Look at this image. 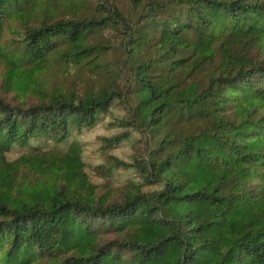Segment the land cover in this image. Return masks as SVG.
<instances>
[{
	"label": "trees",
	"instance_id": "1",
	"mask_svg": "<svg viewBox=\"0 0 264 264\" xmlns=\"http://www.w3.org/2000/svg\"><path fill=\"white\" fill-rule=\"evenodd\" d=\"M104 27L123 34L111 86L45 91L52 56L107 53L91 41ZM0 64V264H264V0H0ZM116 99L142 141L133 163L110 159L142 179L118 198L77 143L7 159L94 127Z\"/></svg>",
	"mask_w": 264,
	"mask_h": 264
},
{
	"label": "rangeland",
	"instance_id": "2",
	"mask_svg": "<svg viewBox=\"0 0 264 264\" xmlns=\"http://www.w3.org/2000/svg\"><path fill=\"white\" fill-rule=\"evenodd\" d=\"M89 9L91 10L81 11V16H88L89 13L97 15L94 3ZM55 12L58 15L61 13L71 15V13L66 14L60 10ZM13 37V34L6 33L4 42L12 45L11 47H16V42L12 41ZM91 41L105 44L108 49L107 53L102 58H97L98 60L94 58L92 62L90 59H85L80 64H66L52 56L41 73L45 91L70 90L77 96L83 97L88 91L98 93L103 88L111 86L114 76L120 72L121 60L124 58L122 55L123 34L111 27H104L93 33ZM3 72L4 66L0 64V79ZM12 96L13 94L8 95V97ZM125 117L126 109L121 100L116 99L109 110L101 115L94 127L81 130L73 128L66 142L55 144L44 138H32L27 146L13 145L6 153V157L8 160H14L33 148L37 150L53 148L64 151L70 143H77L81 149V157L85 164L84 170L89 180L98 187L100 194L107 193L111 198H118L131 184L142 182L140 175L132 167L109 168L112 156L130 164L141 153V136L121 124L120 120ZM125 132L129 133V137L121 143L110 148L105 145L104 138ZM152 188L144 186V190Z\"/></svg>",
	"mask_w": 264,
	"mask_h": 264
}]
</instances>
